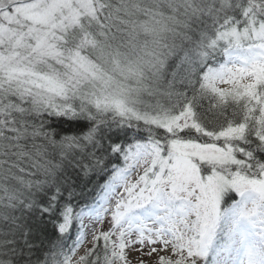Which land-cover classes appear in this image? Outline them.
I'll return each instance as SVG.
<instances>
[{
	"label": "snow or ice",
	"instance_id": "1",
	"mask_svg": "<svg viewBox=\"0 0 264 264\" xmlns=\"http://www.w3.org/2000/svg\"><path fill=\"white\" fill-rule=\"evenodd\" d=\"M0 264H264V0H0Z\"/></svg>",
	"mask_w": 264,
	"mask_h": 264
},
{
	"label": "rangeland",
	"instance_id": "2",
	"mask_svg": "<svg viewBox=\"0 0 264 264\" xmlns=\"http://www.w3.org/2000/svg\"><path fill=\"white\" fill-rule=\"evenodd\" d=\"M82 254V253H81Z\"/></svg>",
	"mask_w": 264,
	"mask_h": 264
}]
</instances>
